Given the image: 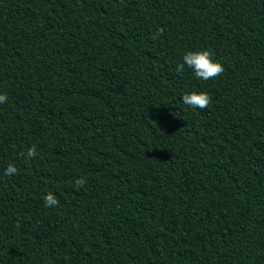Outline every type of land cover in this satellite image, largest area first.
Wrapping results in <instances>:
<instances>
[{
  "label": "trees",
  "instance_id": "obj_1",
  "mask_svg": "<svg viewBox=\"0 0 264 264\" xmlns=\"http://www.w3.org/2000/svg\"><path fill=\"white\" fill-rule=\"evenodd\" d=\"M0 93V264H264V0H0Z\"/></svg>",
  "mask_w": 264,
  "mask_h": 264
},
{
  "label": "clouds",
  "instance_id": "obj_2",
  "mask_svg": "<svg viewBox=\"0 0 264 264\" xmlns=\"http://www.w3.org/2000/svg\"><path fill=\"white\" fill-rule=\"evenodd\" d=\"M162 33V29L159 30ZM183 63L178 66V71H183L184 66L187 65L189 68L194 70L195 77L204 81L209 79H215L216 77L220 76L224 72L223 65L214 60L212 54L208 50H199V51H187L183 55ZM8 97L6 94L0 93V104L6 103ZM181 100L185 105L190 107H195L199 109H204L209 106L211 103V97L206 92H185L181 96ZM36 156V146L32 145L27 149L25 154L26 159H31ZM18 169L12 163L8 164L7 168L5 169V175L11 176L17 174ZM86 183L85 178L80 177L75 180L74 184L77 190ZM44 203L46 207H54L57 206L59 201L56 196L48 192L44 197Z\"/></svg>",
  "mask_w": 264,
  "mask_h": 264
}]
</instances>
